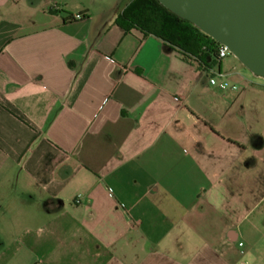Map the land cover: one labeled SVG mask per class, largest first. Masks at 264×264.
<instances>
[{
	"label": "crops",
	"instance_id": "1",
	"mask_svg": "<svg viewBox=\"0 0 264 264\" xmlns=\"http://www.w3.org/2000/svg\"><path fill=\"white\" fill-rule=\"evenodd\" d=\"M131 1L0 0V264H264L257 103Z\"/></svg>",
	"mask_w": 264,
	"mask_h": 264
},
{
	"label": "water",
	"instance_id": "2",
	"mask_svg": "<svg viewBox=\"0 0 264 264\" xmlns=\"http://www.w3.org/2000/svg\"><path fill=\"white\" fill-rule=\"evenodd\" d=\"M264 79V0H159Z\"/></svg>",
	"mask_w": 264,
	"mask_h": 264
},
{
	"label": "trees",
	"instance_id": "3",
	"mask_svg": "<svg viewBox=\"0 0 264 264\" xmlns=\"http://www.w3.org/2000/svg\"><path fill=\"white\" fill-rule=\"evenodd\" d=\"M83 17L80 14V17L72 16L70 20ZM116 22L126 31L136 28L152 33L187 57L201 58L206 52H211L218 61L216 49L212 47L214 40L190 21L167 9L159 0H132ZM205 46L209 49L205 50Z\"/></svg>",
	"mask_w": 264,
	"mask_h": 264
},
{
	"label": "rangeland",
	"instance_id": "4",
	"mask_svg": "<svg viewBox=\"0 0 264 264\" xmlns=\"http://www.w3.org/2000/svg\"><path fill=\"white\" fill-rule=\"evenodd\" d=\"M213 58V57H212ZM221 66V72L226 73L227 76L220 77L215 76L218 82L227 80L230 86L236 85L237 88L232 92L231 96L238 97L242 94L246 102L257 103L253 112L261 114L263 118V129H264V79L255 76L249 69H247L240 60L232 53H230L222 61H217L214 67L218 70Z\"/></svg>",
	"mask_w": 264,
	"mask_h": 264
},
{
	"label": "built area",
	"instance_id": "5",
	"mask_svg": "<svg viewBox=\"0 0 264 264\" xmlns=\"http://www.w3.org/2000/svg\"><path fill=\"white\" fill-rule=\"evenodd\" d=\"M77 17H80V15H78ZM213 40H214V42L212 43V47H214L216 49L218 61L226 58L231 53L230 50H229V48L226 45H224V44L216 41L215 39H213ZM204 49L205 50H208L209 47L208 46H205ZM217 75L220 76V77L227 76L226 73H222L220 70H213V76L210 79V81H211L212 84H216L218 82L216 80V78H215V76H217ZM220 86L223 87V88H226V87L229 86V82L227 80H223L220 83ZM239 244H240V246H243V242H240Z\"/></svg>",
	"mask_w": 264,
	"mask_h": 264
}]
</instances>
